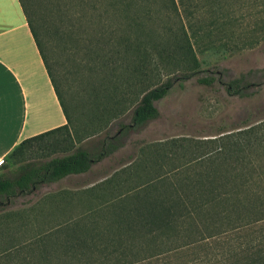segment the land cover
Segmentation results:
<instances>
[{
    "label": "trees",
    "instance_id": "16d2710c",
    "mask_svg": "<svg viewBox=\"0 0 264 264\" xmlns=\"http://www.w3.org/2000/svg\"><path fill=\"white\" fill-rule=\"evenodd\" d=\"M21 2L68 122L5 159L18 164L0 175V264H264V121L140 144L34 215L10 210L113 158L192 78L250 96L257 83L202 75L198 54L264 41V0H41L39 18ZM245 23L254 36H237Z\"/></svg>",
    "mask_w": 264,
    "mask_h": 264
},
{
    "label": "rangeland",
    "instance_id": "374dc122",
    "mask_svg": "<svg viewBox=\"0 0 264 264\" xmlns=\"http://www.w3.org/2000/svg\"><path fill=\"white\" fill-rule=\"evenodd\" d=\"M40 2L41 0H25L29 11L37 18L45 11ZM246 23L247 29L240 28L237 36L242 33L245 38L254 36V33L247 31L252 26ZM244 40H235L238 47L234 46L229 51L199 52L198 55L204 70L202 75H214L222 81L243 75L248 81L257 83V86L252 87L250 96L231 95L221 82L205 85L192 78L184 87L176 86L167 97L157 102L159 118L150 121L141 131L132 132L126 140V145L113 158L96 165L94 171L89 174L70 176L49 186H43L37 194L19 197L16 205L10 210L21 212L25 216L34 215V212L28 211L29 208L37 207L46 196L63 190H77L82 183L99 180L105 171L119 166V161L127 162L135 156L140 144L176 137L197 140L215 138L220 134L264 121V41L254 47H246ZM75 97L76 95L73 96ZM77 100L75 98L73 103L76 104ZM113 129L116 130V126ZM98 139L99 136H92L81 144L90 147ZM17 164L13 160L6 161L3 164L5 167L0 168V175H10V171L14 170Z\"/></svg>",
    "mask_w": 264,
    "mask_h": 264
},
{
    "label": "crops",
    "instance_id": "0c3cea01",
    "mask_svg": "<svg viewBox=\"0 0 264 264\" xmlns=\"http://www.w3.org/2000/svg\"><path fill=\"white\" fill-rule=\"evenodd\" d=\"M0 159L24 139L68 120L21 0H0Z\"/></svg>",
    "mask_w": 264,
    "mask_h": 264
},
{
    "label": "snow or ice",
    "instance_id": "6c2138e0",
    "mask_svg": "<svg viewBox=\"0 0 264 264\" xmlns=\"http://www.w3.org/2000/svg\"><path fill=\"white\" fill-rule=\"evenodd\" d=\"M4 86V79H3V73L0 72V90L3 89Z\"/></svg>",
    "mask_w": 264,
    "mask_h": 264
},
{
    "label": "built area",
    "instance_id": "2783aa9c",
    "mask_svg": "<svg viewBox=\"0 0 264 264\" xmlns=\"http://www.w3.org/2000/svg\"><path fill=\"white\" fill-rule=\"evenodd\" d=\"M5 163V159H0V166H2Z\"/></svg>",
    "mask_w": 264,
    "mask_h": 264
}]
</instances>
